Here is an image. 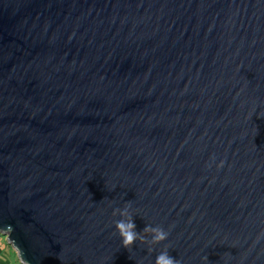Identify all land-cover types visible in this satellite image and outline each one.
<instances>
[{
	"label": "water",
	"instance_id": "95a60500",
	"mask_svg": "<svg viewBox=\"0 0 264 264\" xmlns=\"http://www.w3.org/2000/svg\"><path fill=\"white\" fill-rule=\"evenodd\" d=\"M0 234L21 264H264V0H0Z\"/></svg>",
	"mask_w": 264,
	"mask_h": 264
},
{
	"label": "clouds",
	"instance_id": "9594fccd",
	"mask_svg": "<svg viewBox=\"0 0 264 264\" xmlns=\"http://www.w3.org/2000/svg\"><path fill=\"white\" fill-rule=\"evenodd\" d=\"M220 166H223V162H221ZM120 215L123 218L116 222V229L122 238L123 247L126 249H131L138 240L141 242H147V237L144 234L136 231V224L134 222L133 216L127 210V208L120 212ZM5 227L11 230L13 226L6 225ZM144 233L152 234L151 243L153 245L160 244L166 241L169 237V232L160 226H146ZM151 250L152 249L150 248V251ZM205 259H207V257ZM155 264H180V262L173 258L169 254L168 250L165 249L156 257Z\"/></svg>",
	"mask_w": 264,
	"mask_h": 264
},
{
	"label": "rangeland",
	"instance_id": "374dc122",
	"mask_svg": "<svg viewBox=\"0 0 264 264\" xmlns=\"http://www.w3.org/2000/svg\"><path fill=\"white\" fill-rule=\"evenodd\" d=\"M0 252L3 256L9 258L12 263H13V260H14V257H13V252L15 253L14 249H12V247L6 242V237H4L3 235H0ZM16 254V253H15ZM15 262L16 264H21L19 259H18V256L17 254L15 255Z\"/></svg>",
	"mask_w": 264,
	"mask_h": 264
},
{
	"label": "crops",
	"instance_id": "0c3cea01",
	"mask_svg": "<svg viewBox=\"0 0 264 264\" xmlns=\"http://www.w3.org/2000/svg\"><path fill=\"white\" fill-rule=\"evenodd\" d=\"M0 264H13V263H12V261L9 258H7V257L3 256L2 254H0Z\"/></svg>",
	"mask_w": 264,
	"mask_h": 264
},
{
	"label": "snow or ice",
	"instance_id": "6c2138e0",
	"mask_svg": "<svg viewBox=\"0 0 264 264\" xmlns=\"http://www.w3.org/2000/svg\"><path fill=\"white\" fill-rule=\"evenodd\" d=\"M15 253L13 252V257H14V260H13V264H16V262H15Z\"/></svg>",
	"mask_w": 264,
	"mask_h": 264
},
{
	"label": "trees",
	"instance_id": "16d2710c",
	"mask_svg": "<svg viewBox=\"0 0 264 264\" xmlns=\"http://www.w3.org/2000/svg\"><path fill=\"white\" fill-rule=\"evenodd\" d=\"M1 235V234H0ZM7 242V241H6ZM1 254V253H0ZM15 260H16V258H15ZM17 261V260H16Z\"/></svg>",
	"mask_w": 264,
	"mask_h": 264
}]
</instances>
